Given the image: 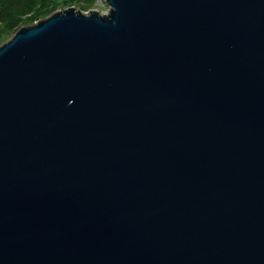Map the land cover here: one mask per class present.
<instances>
[{"label": "water", "instance_id": "95a60500", "mask_svg": "<svg viewBox=\"0 0 264 264\" xmlns=\"http://www.w3.org/2000/svg\"><path fill=\"white\" fill-rule=\"evenodd\" d=\"M0 44V264H264V0H104Z\"/></svg>", "mask_w": 264, "mask_h": 264}, {"label": "trees", "instance_id": "16d2710c", "mask_svg": "<svg viewBox=\"0 0 264 264\" xmlns=\"http://www.w3.org/2000/svg\"><path fill=\"white\" fill-rule=\"evenodd\" d=\"M74 0H0V40L15 31L23 21L43 17L58 7H69ZM76 1V0H75Z\"/></svg>", "mask_w": 264, "mask_h": 264}, {"label": "rangeland", "instance_id": "374dc122", "mask_svg": "<svg viewBox=\"0 0 264 264\" xmlns=\"http://www.w3.org/2000/svg\"><path fill=\"white\" fill-rule=\"evenodd\" d=\"M100 3H104V0H76V1L74 0L73 3L71 4V6L72 7H75L76 9H79L81 11L96 10V11H99L100 13H103V12L106 11L107 8L105 7L106 5L105 6H101ZM63 8H67V7H61L60 6L57 9H55L54 11L59 10V9H63ZM54 11H52V12H54ZM51 13H49V14L43 16V17H39L38 19H42V18L50 15ZM38 19H36V20H38ZM36 20H33V21H30V20L23 21V22H21L19 24V27L32 24ZM17 29H15V31ZM15 31H13V33L12 32L7 33V36L5 38H3V39L0 40V44L3 43V42H5L6 40H8L14 34Z\"/></svg>", "mask_w": 264, "mask_h": 264}, {"label": "built area", "instance_id": "2783aa9c", "mask_svg": "<svg viewBox=\"0 0 264 264\" xmlns=\"http://www.w3.org/2000/svg\"><path fill=\"white\" fill-rule=\"evenodd\" d=\"M101 4V6H105V4L104 3H100ZM106 7V6H105ZM104 13V12H103Z\"/></svg>", "mask_w": 264, "mask_h": 264}]
</instances>
